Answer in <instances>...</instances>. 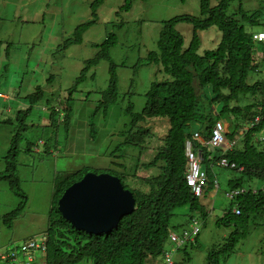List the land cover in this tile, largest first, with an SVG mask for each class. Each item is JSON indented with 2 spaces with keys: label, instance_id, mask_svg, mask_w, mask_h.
I'll return each instance as SVG.
<instances>
[{
  "label": "rangeland",
  "instance_id": "374dc122",
  "mask_svg": "<svg viewBox=\"0 0 264 264\" xmlns=\"http://www.w3.org/2000/svg\"><path fill=\"white\" fill-rule=\"evenodd\" d=\"M91 1L0 0V172L4 170L2 157L9 149L10 139L21 127L16 120L20 110V120H24L27 126L19 142L21 150L17 157V175L27 203L24 212L12 222L13 228H3V238L9 237V249L14 252L16 248L17 254H23L25 264H29L28 258L33 255L32 251L25 249L26 244L30 238L38 239L46 231L56 175L73 173L85 167H106L116 172L126 169L125 172L133 174L138 164L136 172L139 176L158 173L157 168L145 169L144 165L152 161L163 145L162 138L170 124L165 118L148 119L141 124L147 129L141 136L143 139L134 141L128 132L131 117L127 108L132 106L133 113H140L151 83L164 78L158 66L145 63L148 53L156 49L163 22L185 15L200 16V0H138L128 12L119 14L116 13L124 0H105L97 9L95 24L82 34L81 43L62 49V44L73 36L78 26L92 20ZM239 6L248 15L255 11L260 13L257 17L260 24L244 22L245 29L251 33L264 31V0H231L228 14L237 12ZM174 28L184 37L185 45L188 44L193 31L190 22L178 21ZM109 34L116 38L109 53L118 81L116 102L105 111H95L101 92L107 89L109 82V62L105 60L87 72L86 79L68 101L67 91L79 76L84 62L96 55V45ZM199 36V54L216 48L221 38L216 27L199 32ZM262 45L257 44V48ZM256 52L258 60L264 58L261 50ZM257 79L264 80V62L258 72L250 75L248 82ZM37 87L45 90L46 98L25 115L23 111L29 107L27 96ZM61 102L65 106L68 103L72 109L67 129L62 124L49 126V108L63 109ZM125 138L134 142L123 145ZM27 145L32 147L30 151L25 150ZM112 152L115 157H111ZM213 169L219 189L216 193L213 190L215 194L207 198L209 215L206 220L202 222L196 217L201 231L196 247L190 250V264H202L207 248L221 242L233 231L232 227H217L215 221L229 204L225 197L228 180L241 174L231 169ZM0 182V199L11 207L8 214L20 200L6 189L8 184L5 181ZM136 183L134 176L124 179L128 189H133ZM248 185L250 183H244V186ZM253 186L262 187L259 182ZM186 212L184 208L176 210L170 219L171 224L186 228L189 222L184 216ZM248 230V236L225 264H264V215L251 218ZM18 237L21 241L13 242ZM174 260L180 261L181 253L176 254Z\"/></svg>",
  "mask_w": 264,
  "mask_h": 264
},
{
  "label": "trees",
  "instance_id": "16d2710c",
  "mask_svg": "<svg viewBox=\"0 0 264 264\" xmlns=\"http://www.w3.org/2000/svg\"><path fill=\"white\" fill-rule=\"evenodd\" d=\"M104 1H91L89 7L92 20L78 26L73 36L62 44V49L81 43L82 34L95 24L97 9ZM135 1L138 0H124L116 14L128 12ZM230 2L231 0H200V16L185 15L163 22L156 49L148 53L145 63L158 66L164 78L160 82L151 83L145 94V106L140 113H133L132 106L127 108L131 117L128 132L134 141L143 139L141 136L147 129L142 128L141 124L148 119L165 118L170 124L167 134L162 138L163 145L159 147L152 161L144 165L145 169L157 168L158 173L149 177L139 176L136 172L140 166L138 164L133 174L125 172L126 169L116 172L106 167H85L73 173L56 175L44 233L47 237L45 264H146L150 259H157L168 249L169 234L178 230L170 221L176 210L186 209L184 216L189 221L188 225L196 217L202 222L208 217L207 198L214 190L216 180L213 162L221 157L235 165L232 171L241 174L228 180L227 192L238 189H243L244 192L228 199L229 204L223 215L216 219L217 227H232L233 231L221 242L213 243L207 248L202 264H225L239 243L248 236L251 218L264 215V142L258 141L264 119L244 132L237 146L223 155L224 147L212 150L195 140V146L202 155L201 168L207 174L202 195L194 197L184 179L185 142L193 139L195 132H199L204 139H209L214 123L223 120L229 125L228 132L224 135L225 140L229 141L264 109V80L248 82L250 75L258 72L264 62V58L258 60L255 57L257 50L264 54V45L258 49L252 38L253 33L248 32L243 25L244 22L260 24L257 20L260 13L255 11L248 15L239 6L237 12L228 14ZM178 21H188L193 27L192 37L186 45L182 34L174 28ZM210 27L218 29L221 34L220 42L216 48L199 54V32ZM115 43V35L109 34L101 44L96 45L98 52L84 62L79 76L68 89V101L86 79L87 72L105 60L109 62V82L107 89L101 92L102 97L95 111H105L116 102L118 81L109 54ZM45 95V90L37 87L33 94L27 96L29 107L23 113L29 115L32 108L46 98ZM60 104L64 106L63 109L49 108V126L57 127L62 124L67 129L72 109L68 103L67 106L62 102ZM21 112L20 110L16 116L21 127L10 139L9 149L2 157L4 170L0 172V181H5L10 191L20 200L16 208L2 216V222L7 229L12 228V222L24 212L27 203L17 175V157L21 150L19 142L27 130L24 120H20ZM56 116L57 120H54ZM6 122L10 123L9 120ZM134 141L125 138L123 145ZM30 149L32 147L29 145L25 147L26 151ZM118 150L119 147L116 151ZM113 156L112 152L111 157ZM209 156L213 160H209ZM89 172L116 176L135 199V210L123 217L111 233L92 235L75 230L57 210V203L63 192ZM132 176L135 177L137 185L128 189L124 179ZM256 182L262 187L255 188L253 184ZM244 183L250 185L244 186ZM234 208L239 210L238 215L233 213ZM197 237L193 242L177 249L175 255L181 253V260L175 264L191 263L190 250L196 247Z\"/></svg>",
  "mask_w": 264,
  "mask_h": 264
},
{
  "label": "water",
  "instance_id": "95a60500",
  "mask_svg": "<svg viewBox=\"0 0 264 264\" xmlns=\"http://www.w3.org/2000/svg\"><path fill=\"white\" fill-rule=\"evenodd\" d=\"M57 210L75 230L102 235L135 210V199L116 176L89 172L63 192Z\"/></svg>",
  "mask_w": 264,
  "mask_h": 264
},
{
  "label": "built area",
  "instance_id": "2783aa9c",
  "mask_svg": "<svg viewBox=\"0 0 264 264\" xmlns=\"http://www.w3.org/2000/svg\"><path fill=\"white\" fill-rule=\"evenodd\" d=\"M253 41L256 44L264 45V31H259L253 33ZM255 57H257V52L255 53ZM264 119V109L260 115H256L254 119L249 122L242 130L238 131L237 136L233 139L226 141L224 135L228 132L227 126L222 120H217L214 123L212 128L211 135L209 139H204V137L199 133H194V138L189 139L185 142L184 147V156L186 159V169L184 179L187 186L190 188L191 193L194 197H200L203 193L204 187L207 183V174L201 168L202 165V155L200 150H198L195 146V140L200 142V144L205 146H210L214 149H220L224 147L222 151V155L235 148L238 144V141L244 135V132L249 130L255 125H258L261 120ZM258 141L264 142V127L260 130L258 135ZM209 160H213L211 156L208 157ZM214 163V164H213ZM212 164L218 168L222 169H234L235 165L233 163H229L226 158L221 157L217 161H214ZM218 182L214 181V190L215 192L218 190ZM244 192L243 189L233 190L225 193V197L227 199H232L235 196H238ZM215 194V193H213ZM233 213L236 215L239 214V210L237 208L233 209ZM201 231L200 223L197 219H192L184 230L181 233H170L169 241L172 245L171 248L165 250L160 257L157 259H150L146 264H175L174 255L177 249L182 248L186 243L193 242L195 237L199 235ZM46 235H42L40 238H33L28 241L25 246V249L32 251H40L41 253L46 252ZM13 255V254H11ZM29 262H32V255L28 258Z\"/></svg>",
  "mask_w": 264,
  "mask_h": 264
},
{
  "label": "crops",
  "instance_id": "0c3cea01",
  "mask_svg": "<svg viewBox=\"0 0 264 264\" xmlns=\"http://www.w3.org/2000/svg\"><path fill=\"white\" fill-rule=\"evenodd\" d=\"M5 99H8V97H5ZM10 111L11 110L9 109L8 112H10ZM224 123L227 126V130H228L229 125L226 122H224ZM9 145H10V143H9ZM208 147H210V146H208ZM211 149L215 150L214 148H211ZM36 151H37V149H36ZM214 168H216V166H214ZM0 185H2V184H0ZM6 189H9L8 185H7ZM0 191H1V189H0ZM210 196H213V193H210ZM10 209H11L10 205L8 203H6L4 200L0 199V264H25L24 263L25 257L23 254H17L16 248H14V252H11L12 250L9 249V245L11 244V241H9V237L7 239L3 238V236L5 235L3 232L4 231L3 228H5V226L2 225V216L4 214H7V212ZM177 229L178 230L176 233H181L182 230L185 229V227L180 229V226H178ZM33 235H36V234H33ZM42 235H44V233ZM10 238H11V236H10ZM14 240L15 241H13V242L21 241V239L19 237L16 239L14 238ZM30 240H31V238H30ZM171 247H172V245L170 243H168L167 248L169 249ZM11 254H13V255H11ZM29 264H45L44 253H41L40 251H35L32 255V262H29Z\"/></svg>",
  "mask_w": 264,
  "mask_h": 264
}]
</instances>
